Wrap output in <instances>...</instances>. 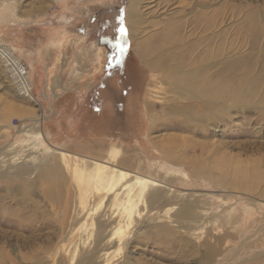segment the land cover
Returning <instances> with one entry per match:
<instances>
[{
	"label": "rangeland",
	"instance_id": "rangeland-1",
	"mask_svg": "<svg viewBox=\"0 0 264 264\" xmlns=\"http://www.w3.org/2000/svg\"><path fill=\"white\" fill-rule=\"evenodd\" d=\"M0 47V264H264V0H0Z\"/></svg>",
	"mask_w": 264,
	"mask_h": 264
},
{
	"label": "bare ground",
	"instance_id": "bare-ground-1",
	"mask_svg": "<svg viewBox=\"0 0 264 264\" xmlns=\"http://www.w3.org/2000/svg\"><path fill=\"white\" fill-rule=\"evenodd\" d=\"M131 13H133V9ZM0 59H2L5 67L8 66L10 70V74H11L10 78L13 80V83L16 84V86L18 87L17 89L20 90L21 95L22 94H24V96L29 95L28 90L30 88H29V83L27 80L26 72L20 66L17 58H15L7 49L0 47ZM85 172H88V175L84 176L83 174ZM85 172H82L81 179L84 178L87 183L93 182L94 184H96V183L102 182L103 185H105L103 186L105 188H103L102 186L101 187L104 190H107V192L112 191L116 187H120V186L121 187L125 186V188L128 189V194L130 192H134L133 194L135 196H132V197H135L136 200L133 201V198H131L128 201H126L124 204V212H126V218L130 219L132 217V212L135 210L136 206L138 205L137 200H139L142 197L145 191L146 184H148L146 183L147 181L145 179L135 177L134 180L129 184V182L126 183L127 179H129L128 178L129 176L126 173H123L122 171H116V172L113 171V173L111 172L103 173L100 166H98L91 173L89 171H85Z\"/></svg>",
	"mask_w": 264,
	"mask_h": 264
},
{
	"label": "snow or ice",
	"instance_id": "snow-or-ice-1",
	"mask_svg": "<svg viewBox=\"0 0 264 264\" xmlns=\"http://www.w3.org/2000/svg\"><path fill=\"white\" fill-rule=\"evenodd\" d=\"M120 31H121V32H124V29H123V28H121V29H120Z\"/></svg>",
	"mask_w": 264,
	"mask_h": 264
},
{
	"label": "crops",
	"instance_id": "crops-1",
	"mask_svg": "<svg viewBox=\"0 0 264 264\" xmlns=\"http://www.w3.org/2000/svg\"><path fill=\"white\" fill-rule=\"evenodd\" d=\"M134 96V94H132V97Z\"/></svg>",
	"mask_w": 264,
	"mask_h": 264
},
{
	"label": "built area",
	"instance_id": "built-area-1",
	"mask_svg": "<svg viewBox=\"0 0 264 264\" xmlns=\"http://www.w3.org/2000/svg\"><path fill=\"white\" fill-rule=\"evenodd\" d=\"M22 69H24V68L22 67Z\"/></svg>",
	"mask_w": 264,
	"mask_h": 264
}]
</instances>
